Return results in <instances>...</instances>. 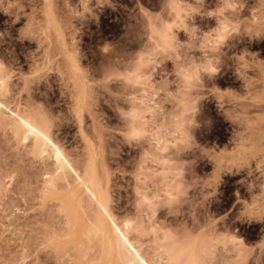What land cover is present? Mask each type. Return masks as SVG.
<instances>
[{"label":"rangeland","instance_id":"374dc122","mask_svg":"<svg viewBox=\"0 0 264 264\" xmlns=\"http://www.w3.org/2000/svg\"><path fill=\"white\" fill-rule=\"evenodd\" d=\"M0 63L12 107L49 116L76 162L97 150L115 215L148 217L158 196L146 250L170 234L208 243L207 264H264V0H0ZM30 148L2 125L0 264H85L52 241V167Z\"/></svg>","mask_w":264,"mask_h":264},{"label":"bare ground","instance_id":"6f19581e","mask_svg":"<svg viewBox=\"0 0 264 264\" xmlns=\"http://www.w3.org/2000/svg\"><path fill=\"white\" fill-rule=\"evenodd\" d=\"M227 27V23L222 25L223 32ZM164 40L171 43V38L167 36ZM70 59L74 69L78 71L75 59ZM11 91L10 76L0 63V128L2 125L3 128H9L22 145L31 147L30 151L36 158L51 163L52 168L45 174L47 177L42 190L45 200L58 203L64 218L62 229L59 232L52 231V241H58V249L66 254L74 252L75 258L85 261V264H207L206 259L212 253L208 243L205 245L203 241L184 242L166 234L164 245L146 250L145 243L137 240L146 236V221L143 222L145 216L136 220L138 218H119L115 215L109 178L106 172L101 173L99 170L97 150L88 149L86 158L81 163L76 162L56 138L51 118L38 110V107L27 109L18 104L12 107V103L7 100ZM151 110V107H147V110L136 109L135 116L151 113ZM144 126L142 123H133L131 133H144ZM182 134L184 135L183 132ZM153 137L157 144L149 155L165 161L162 155L169 151L171 142L159 134H154ZM165 181L168 201H173L181 192L182 184L179 182L173 188L168 177ZM154 199L158 200V196L150 198L146 195L141 199V204L149 212L146 214L148 217H145L149 218L148 230L152 231L157 229L155 222H152L157 208ZM135 234L136 238L133 237ZM230 239L231 244L238 241L236 237Z\"/></svg>","mask_w":264,"mask_h":264},{"label":"snow or ice","instance_id":"6c2138e0","mask_svg":"<svg viewBox=\"0 0 264 264\" xmlns=\"http://www.w3.org/2000/svg\"><path fill=\"white\" fill-rule=\"evenodd\" d=\"M181 71H183V70H181ZM212 71H215V70H214V69H212ZM184 239H187V236H185V237H184Z\"/></svg>","mask_w":264,"mask_h":264}]
</instances>
